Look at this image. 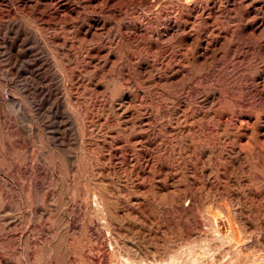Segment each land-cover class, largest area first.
Masks as SVG:
<instances>
[{"label":"rangeland","instance_id":"rangeland-1","mask_svg":"<svg viewBox=\"0 0 264 264\" xmlns=\"http://www.w3.org/2000/svg\"><path fill=\"white\" fill-rule=\"evenodd\" d=\"M0 264H264V0H0Z\"/></svg>","mask_w":264,"mask_h":264},{"label":"bare ground","instance_id":"bare-ground-1","mask_svg":"<svg viewBox=\"0 0 264 264\" xmlns=\"http://www.w3.org/2000/svg\"><path fill=\"white\" fill-rule=\"evenodd\" d=\"M118 110V109H117ZM127 111V110H126ZM122 115V114H121ZM182 121V120H181Z\"/></svg>","mask_w":264,"mask_h":264}]
</instances>
